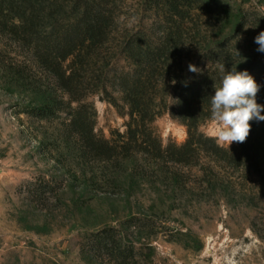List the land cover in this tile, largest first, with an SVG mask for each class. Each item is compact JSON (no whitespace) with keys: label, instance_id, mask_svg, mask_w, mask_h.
Here are the masks:
<instances>
[{"label":"rangeland","instance_id":"1","mask_svg":"<svg viewBox=\"0 0 264 264\" xmlns=\"http://www.w3.org/2000/svg\"><path fill=\"white\" fill-rule=\"evenodd\" d=\"M101 1L115 23L79 73V102L0 28V264H264V121L250 122L245 142L218 146L214 87L198 99L192 147L182 149L188 127L175 117L180 81L213 74L219 86L229 70L221 48L236 68L256 64L264 105L254 42L264 0H177V12L166 0ZM162 33L171 52L145 81L142 119H132L118 80L142 72L125 49ZM77 113L92 124L94 150L69 127ZM101 233L117 246L97 248Z\"/></svg>","mask_w":264,"mask_h":264},{"label":"trees","instance_id":"2","mask_svg":"<svg viewBox=\"0 0 264 264\" xmlns=\"http://www.w3.org/2000/svg\"><path fill=\"white\" fill-rule=\"evenodd\" d=\"M166 1L173 4V12H177V0ZM3 11L11 14L6 23L2 22V18L5 17ZM0 19V28L9 35L14 44L32 53L36 65L54 80L58 90L69 98V102L81 101L78 90L79 73H84L89 60L96 61L90 55H94L93 53L109 41L110 27L115 23L114 15L107 6L101 0H0ZM169 37L170 34L162 33L158 41L154 43L142 41L138 42L136 48L133 45H127L125 49L127 58L133 59L134 63L141 68L140 77L144 80L139 78L133 81L128 74L121 76L118 80L120 91L129 104V115L132 119L134 116L142 119L141 115L145 110L141 101L146 94L145 81L148 83L153 78L154 72L160 67V60L171 52ZM135 49L137 53L134 52ZM220 55H224L223 58L228 60L226 65L221 63V66L229 70L235 67L234 61H230L231 59L226 56L222 48ZM69 60H71L69 69H64V64ZM15 66L18 69L17 75L24 74L28 69L24 61L14 65V68ZM256 69L257 66L253 62L242 63L237 68L240 71L247 70L250 75ZM212 76L213 74L205 77L202 74L192 80L184 79L178 84L175 117L186 124L189 136L182 149L193 145L192 140L197 135L199 122L197 107L200 101L198 99L204 100L205 96L213 90L215 83ZM40 108L43 115L54 113L46 105ZM69 127L86 147L91 150L96 148L92 124L81 117V114L77 113L72 117ZM212 149L217 154L226 153L225 150L216 146H212ZM175 156L180 163L183 160L181 158H185L186 155ZM95 244L97 248H107L108 245L114 246L115 242L109 240L108 235L101 233ZM115 250L118 249L115 248Z\"/></svg>","mask_w":264,"mask_h":264},{"label":"clouds","instance_id":"3","mask_svg":"<svg viewBox=\"0 0 264 264\" xmlns=\"http://www.w3.org/2000/svg\"><path fill=\"white\" fill-rule=\"evenodd\" d=\"M264 14V9H261ZM254 42L257 51L264 52V31H261ZM188 70L200 73L202 70L194 64ZM224 71V66H221ZM175 83V81H173ZM214 95L210 100V120L215 126L213 139L220 147L229 146L233 142L243 143L251 131V121H264V105L257 102L260 85L247 70L237 71L236 66L227 70L222 76L219 86L213 85Z\"/></svg>","mask_w":264,"mask_h":264}]
</instances>
